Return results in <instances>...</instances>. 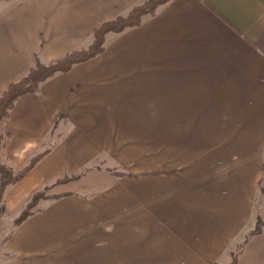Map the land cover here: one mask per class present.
I'll return each mask as SVG.
<instances>
[{
    "label": "crops",
    "instance_id": "obj_1",
    "mask_svg": "<svg viewBox=\"0 0 264 264\" xmlns=\"http://www.w3.org/2000/svg\"><path fill=\"white\" fill-rule=\"evenodd\" d=\"M145 1L10 4L0 12V96L35 56L47 63L86 49L95 28ZM132 121L155 123L150 149H136L150 153L166 122L160 135L181 138L198 178L180 176L182 166L170 175L156 159L128 180L88 172L56 193L71 195L43 203L14 230L3 264H229L233 253L237 264H264V228L249 237L264 210V201L256 205L257 189L264 193V0L170 1L138 27L107 34L98 56L19 97L2 125L10 138L1 153L15 167L47 153L16 200L64 161L89 166L83 154L108 153V138Z\"/></svg>",
    "mask_w": 264,
    "mask_h": 264
},
{
    "label": "rangeland",
    "instance_id": "obj_2",
    "mask_svg": "<svg viewBox=\"0 0 264 264\" xmlns=\"http://www.w3.org/2000/svg\"><path fill=\"white\" fill-rule=\"evenodd\" d=\"M17 1L20 0H0V12L10 4ZM47 63H42V64H47ZM4 121L1 124V127L4 124ZM165 123L166 122H158V129L162 128L163 130L158 131L159 136L156 138L157 143L153 147L154 153H150L149 151L137 152L136 149H140V150L142 148L150 149L149 147L150 139L148 135L149 133L154 132L155 123L148 121L127 122V126H133V127L132 128L127 127L126 130H124L123 132L121 128L119 131L114 130V134L116 136L113 135L112 137L108 138L109 150H110L108 153L106 152L105 149L97 152H91V154L88 155L84 153L83 156H85L88 159L86 161V165L89 166L83 168L77 167L71 169L69 167H66L64 161L62 163L61 169H59L61 172L56 177L46 180H39L38 184H34V188H33L34 191L31 192L27 200L26 199L16 200L17 191L19 187L21 188V185L20 186L18 185L22 180L19 183L8 187L3 197L5 209L3 213L0 214V264H3V261L7 262V259H12V256L7 254L5 251L6 244L11 239L14 230L22 224L21 223L17 227L14 226L15 220L20 216L22 212H24L31 197L37 193H41L44 196V198L41 201H39L38 206L35 209H32L31 211L32 214L29 217L37 214L39 212L40 206H42L43 203L50 204L55 200H59L66 196L71 195L68 193L56 194L60 190L59 189L60 187L79 181V180L73 181L72 179L68 180L71 177L78 176L81 174L85 175L88 172L100 171L103 172V174H106L110 177L118 178V180L116 181H120L121 179L124 180L125 178H127L128 180L131 177L140 174L141 172L145 173L146 171H148L151 162L153 161V159L154 160L156 159L159 161V163L162 164H165L167 162L169 163V165L164 166V168L170 170V175H173L174 174L173 172L179 170L177 167L182 166L183 169L181 168V170H179V175L180 176L182 175L185 178L190 177L191 179L196 180L198 178V173L197 170L191 168L193 162H191L190 159L188 160L181 157L182 155V151H181L182 147L180 143L181 138L160 135L165 132L166 129ZM1 131L3 132L2 128ZM118 133H121L122 136L120 137L117 136L120 135ZM153 140H155V138H152V143ZM123 146H125L124 147L125 151H123ZM45 147L46 146H40V148H45ZM1 152L2 151L0 150V164L12 168L15 172H19L21 169H23L33 157H36L43 153L40 151H36L32 154H29L28 157H26V161H24L21 164V166L15 167L13 163L8 162V160L4 157V154ZM5 160L7 162H5ZM66 163L68 162L66 161ZM59 170H56V172ZM76 185L77 183L72 184V186H76ZM257 192L258 194H260V196H263V200L262 201L258 200V203L256 202L255 203L256 205L258 204L263 207V201H264L263 190L259 187V189H257ZM253 218L255 221V227L256 225L262 226L264 224V210H260V212H258L257 215L254 214Z\"/></svg>",
    "mask_w": 264,
    "mask_h": 264
},
{
    "label": "trees",
    "instance_id": "obj_3",
    "mask_svg": "<svg viewBox=\"0 0 264 264\" xmlns=\"http://www.w3.org/2000/svg\"><path fill=\"white\" fill-rule=\"evenodd\" d=\"M170 1L173 0H146L142 4L132 7L126 16H118L103 23L93 30L92 43L86 49L73 50L61 58L47 64H42L38 56H35L34 64L28 72L18 81L11 83L0 96V131L2 128L1 124L4 120L10 117L13 105L19 97L35 94L38 91L40 84L51 78L53 75L57 73L65 74L69 72L73 66L87 62L98 56L104 50V41L107 34H120L126 29L138 27L144 17L153 16L157 8ZM1 132L0 148L3 147L10 138L9 133L4 130L2 133ZM46 153L47 152H43L42 154L33 157L19 172H15L12 168L0 164V214H2L5 209L3 197L8 187L23 180L33 170L42 157L46 155ZM83 175L84 174L74 176L68 180L72 179L73 181H77L80 180ZM43 198L44 196L41 193L32 196L24 212H22L15 220L14 226L17 227L26 221V219L32 214V209H35L38 206L39 201ZM260 226L261 225H256L253 232L249 234V237L259 235L264 224L261 227ZM231 257L232 259L229 264H237L236 254H232Z\"/></svg>",
    "mask_w": 264,
    "mask_h": 264
}]
</instances>
